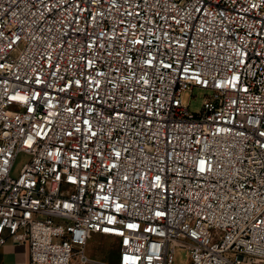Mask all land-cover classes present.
<instances>
[{
  "label": "built area",
  "instance_id": "obj_1",
  "mask_svg": "<svg viewBox=\"0 0 264 264\" xmlns=\"http://www.w3.org/2000/svg\"><path fill=\"white\" fill-rule=\"evenodd\" d=\"M7 240L28 264H264V0H0Z\"/></svg>",
  "mask_w": 264,
  "mask_h": 264
},
{
  "label": "rangeland",
  "instance_id": "obj_2",
  "mask_svg": "<svg viewBox=\"0 0 264 264\" xmlns=\"http://www.w3.org/2000/svg\"><path fill=\"white\" fill-rule=\"evenodd\" d=\"M209 92L200 88H194L192 91H185L182 95V102L188 107L192 113L200 110L202 101ZM26 159L25 155L20 154L16 158L13 166V173H17L23 161ZM89 254L98 258H109L111 255V241L100 235H93L87 244ZM183 258L181 251L176 252V260L174 264H180Z\"/></svg>",
  "mask_w": 264,
  "mask_h": 264
},
{
  "label": "crops",
  "instance_id": "obj_3",
  "mask_svg": "<svg viewBox=\"0 0 264 264\" xmlns=\"http://www.w3.org/2000/svg\"><path fill=\"white\" fill-rule=\"evenodd\" d=\"M0 264H28L27 247L7 240L6 243L0 247Z\"/></svg>",
  "mask_w": 264,
  "mask_h": 264
}]
</instances>
